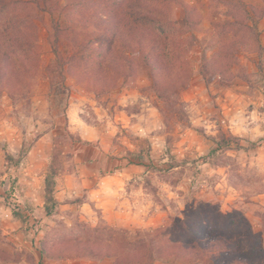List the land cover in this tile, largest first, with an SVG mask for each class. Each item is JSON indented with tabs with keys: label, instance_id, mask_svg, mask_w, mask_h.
<instances>
[{
	"label": "rangeland",
	"instance_id": "rangeland-1",
	"mask_svg": "<svg viewBox=\"0 0 264 264\" xmlns=\"http://www.w3.org/2000/svg\"><path fill=\"white\" fill-rule=\"evenodd\" d=\"M17 1L0 30L11 13L31 11L15 33L30 43H11L17 53L10 61L14 76L24 73L19 58L32 73L15 82L13 97L0 86V264H116V257L42 254L53 241L86 238L144 256L120 264H210L157 254L166 240L191 238L184 223L228 235L250 263L264 264V0H241L261 11L249 9L245 26L230 15L242 10L237 0H181L203 20L175 49L186 74L175 89H163L169 99L160 98L146 71L101 93L76 83L57 67L51 36L57 25L68 28L61 56L79 52L70 39L77 3ZM170 5L181 28L183 5ZM161 37L170 49L176 42L169 27ZM230 39L244 43L224 54ZM205 57L216 58L222 73H204L211 67ZM48 177L56 182L52 215Z\"/></svg>",
	"mask_w": 264,
	"mask_h": 264
},
{
	"label": "trees",
	"instance_id": "trees-1",
	"mask_svg": "<svg viewBox=\"0 0 264 264\" xmlns=\"http://www.w3.org/2000/svg\"><path fill=\"white\" fill-rule=\"evenodd\" d=\"M121 1L125 3L111 7L106 0H70V3H77L78 9V16L71 20L73 34L70 39L80 50L67 59L61 56L59 39L67 34L68 28L60 29L57 25L51 36L57 67L66 71L76 80V83L85 85L95 93L113 90L122 80L135 79L139 73L146 71L151 76L153 88L160 93V98L169 99L163 95V89H175L184 73L179 69L178 62L174 58L175 49L177 51L181 42L184 41L181 39L183 33L193 35L199 29L203 15L195 5L181 0H163L168 3V9L159 6L157 0ZM174 1H180L185 11L181 28L172 19L169 10L171 2ZM237 1L242 10L230 12L237 25L245 26L247 18L250 17L249 9L258 14L261 12L259 8L257 11L255 6L250 7L241 0ZM20 2L0 0V20L5 16L4 12L8 6ZM27 3L23 2L24 5ZM30 15L31 11L27 8L17 10L11 13L10 23L0 30V86L6 89L12 97L16 87L15 82L23 83L25 75L27 77L32 73L27 60L19 58L20 67L24 73L20 75V78L14 76L13 65L10 61V57H15L17 53L11 48V43L18 46L26 41L27 44L30 43L27 36L15 34L17 29L22 30L21 23L28 22ZM167 27L173 30V39L176 40V42L173 41L171 49L165 46L161 39ZM248 28L257 39L256 27L249 26ZM78 29L84 34L81 35ZM186 40L190 41L191 37ZM243 43L238 39L228 40L227 44L222 46L226 50L224 54L227 52L232 55L230 51ZM213 58L205 57L207 65L211 64V67L210 69L205 67L204 73L221 74L220 66L216 63V58ZM46 184L48 192L46 211L48 215H52L58 204L54 197L56 182L48 177ZM50 203L53 204L50 206ZM14 215L19 219H26L20 211L14 212ZM183 225L191 238L183 236L179 242L166 240L158 244L155 249L159 257L199 259L210 264H252L242 255V248L228 235L211 233L209 231L211 227H207L208 225L202 230L189 223ZM126 247V244L119 242L112 243L108 240L86 238L66 242L53 241L50 248L43 249L42 254L47 256H53L54 253L62 256L91 255L98 259L116 257V264L125 260L140 262L144 259L140 250L135 249L132 252Z\"/></svg>",
	"mask_w": 264,
	"mask_h": 264
}]
</instances>
